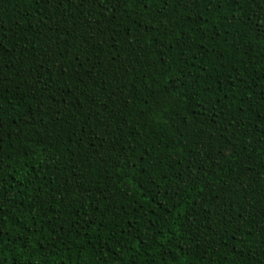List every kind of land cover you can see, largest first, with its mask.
<instances>
[{
    "label": "trees",
    "instance_id": "1",
    "mask_svg": "<svg viewBox=\"0 0 264 264\" xmlns=\"http://www.w3.org/2000/svg\"><path fill=\"white\" fill-rule=\"evenodd\" d=\"M0 264H264V0H0Z\"/></svg>",
    "mask_w": 264,
    "mask_h": 264
}]
</instances>
